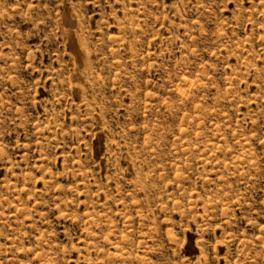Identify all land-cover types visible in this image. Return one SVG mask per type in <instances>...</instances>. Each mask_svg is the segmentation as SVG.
I'll list each match as a JSON object with an SVG mask.
<instances>
[{"label": "rangeland", "instance_id": "1", "mask_svg": "<svg viewBox=\"0 0 264 264\" xmlns=\"http://www.w3.org/2000/svg\"><path fill=\"white\" fill-rule=\"evenodd\" d=\"M0 264H264V0H0Z\"/></svg>", "mask_w": 264, "mask_h": 264}, {"label": "bare ground", "instance_id": "2", "mask_svg": "<svg viewBox=\"0 0 264 264\" xmlns=\"http://www.w3.org/2000/svg\"><path fill=\"white\" fill-rule=\"evenodd\" d=\"M77 51V50H76ZM81 55V54H80Z\"/></svg>", "mask_w": 264, "mask_h": 264}]
</instances>
